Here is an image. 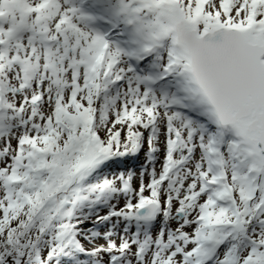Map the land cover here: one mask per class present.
<instances>
[{"label": "snow or ice", "instance_id": "1", "mask_svg": "<svg viewBox=\"0 0 264 264\" xmlns=\"http://www.w3.org/2000/svg\"><path fill=\"white\" fill-rule=\"evenodd\" d=\"M0 264H264V0H0Z\"/></svg>", "mask_w": 264, "mask_h": 264}, {"label": "rangeland", "instance_id": "2", "mask_svg": "<svg viewBox=\"0 0 264 264\" xmlns=\"http://www.w3.org/2000/svg\"><path fill=\"white\" fill-rule=\"evenodd\" d=\"M143 162V154H141L140 159L137 160H129L128 161V166H138L139 163ZM126 167L124 164H119V165H114L111 169L106 170L107 171H117V170H123ZM160 164L159 161L157 162V169L159 170ZM138 171V167H137ZM104 209H101L100 214L102 215L104 213ZM88 247H91L90 245Z\"/></svg>", "mask_w": 264, "mask_h": 264}]
</instances>
